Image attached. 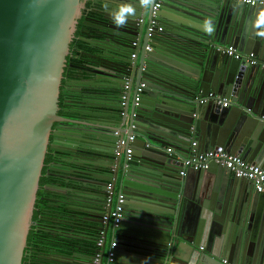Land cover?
Returning a JSON list of instances; mask_svg holds the SVG:
<instances>
[{
    "label": "water",
    "instance_id": "1",
    "mask_svg": "<svg viewBox=\"0 0 264 264\" xmlns=\"http://www.w3.org/2000/svg\"><path fill=\"white\" fill-rule=\"evenodd\" d=\"M92 1L94 16L83 24L94 36L81 40L93 50L83 52L79 68L89 94H70L69 115L61 116L60 85L84 0H0V264H22L54 123V130L81 127L67 130H74L73 148L59 159L75 167L51 165L58 183L48 185L76 205L50 200L85 214L91 235L107 211L106 185L112 181L123 195L114 251L126 259L107 264H264V195L214 161L179 174L195 139L200 151L238 153L264 170V70L221 50L234 43L264 59V7L159 0L162 30L148 36L155 0L146 8L128 0L136 13L122 27L109 12L124 0ZM125 78L131 93L122 105ZM208 92L226 98L227 107L200 102ZM128 135L133 139L119 145ZM70 256L73 264H92L90 256Z\"/></svg>",
    "mask_w": 264,
    "mask_h": 264
},
{
    "label": "built area",
    "instance_id": "2",
    "mask_svg": "<svg viewBox=\"0 0 264 264\" xmlns=\"http://www.w3.org/2000/svg\"><path fill=\"white\" fill-rule=\"evenodd\" d=\"M247 5H262L264 7V0H235ZM160 6V1L155 0L152 6L151 20L147 26V35H152L155 31H161L162 26L159 25L155 19V11ZM135 44V43H134ZM221 50L226 55L234 59H239L245 64L252 66H259L264 70V59L257 58L254 54L242 53L236 46L232 44L225 45L221 47ZM133 56V55H132ZM143 83H140L135 89L133 101L136 103L138 99V94L141 92ZM130 89L131 83L128 78H125V82L122 85L121 90V104L124 105L130 99ZM209 100H215L217 103H220L223 107L228 105L226 98H221L219 95L208 92L200 98V102H207ZM133 124L129 125V128L132 129ZM133 135H128L127 140L121 139L119 145H125L127 141L133 139ZM192 149L182 159V168L179 171V174L184 175L187 168L193 170L205 169L209 162L214 161L230 170V172L240 178L249 180L255 192L264 195V170L253 163H249L244 160L238 153H230L222 149H209L207 151H200L196 149V141L191 142ZM126 156L129 157L130 148L126 147ZM123 195L116 191L114 184L110 181L105 187V202L107 211L101 217V227L98 230L96 235L95 245L98 248L92 257V264H99L101 259V251L103 249V261L107 263L112 262L115 257V251L117 245L116 239V229L120 222L122 216V203ZM109 235L112 236L108 240ZM108 243V247H107ZM202 249V247H200ZM225 262V260H223Z\"/></svg>",
    "mask_w": 264,
    "mask_h": 264
},
{
    "label": "trees",
    "instance_id": "3",
    "mask_svg": "<svg viewBox=\"0 0 264 264\" xmlns=\"http://www.w3.org/2000/svg\"><path fill=\"white\" fill-rule=\"evenodd\" d=\"M90 2L91 0H88L86 6H89ZM79 25L81 26V19L78 20L77 26L79 27ZM78 36H80V33L77 28L69 44V54L72 60H76L80 50L84 49V46H87L86 43L82 42ZM58 104L59 106L62 105L60 100ZM58 114L60 113L58 112ZM52 160V153L48 150L45 154L43 166L41 168V175L38 180V189L36 192V199L31 216V225L28 231L24 252L27 254H37L35 259L37 264H40L41 262L39 261H42L38 260V257L47 258V256L53 252L65 256H70L72 253H79L84 256L93 257V255L98 252V248L95 245V237L77 241L76 239H67L64 233L54 235L50 232L53 231V225H55V223L49 220L50 218L58 216L63 218L66 214L70 213L69 210H64L61 206L54 207L49 205L44 198L47 196L44 192V186L46 183L50 182L47 174L49 170L48 166ZM27 258L28 257H23L22 261H25Z\"/></svg>",
    "mask_w": 264,
    "mask_h": 264
},
{
    "label": "crops",
    "instance_id": "4",
    "mask_svg": "<svg viewBox=\"0 0 264 264\" xmlns=\"http://www.w3.org/2000/svg\"><path fill=\"white\" fill-rule=\"evenodd\" d=\"M232 44H234V43H232ZM234 45H236V44H234ZM247 54H250V53H247ZM251 54H253V53L251 52ZM82 79H83V76H80L79 80L73 79V80L68 81L67 79H65L64 87H63L64 88L63 89L64 95H60V92H59V99H60L62 105L65 104L66 102H73L74 101L75 98L72 95H70L72 93L89 94L88 93L89 90L84 87L85 84L83 83L84 81ZM62 126H63V129L53 130V133L50 134L49 142H48V146H47V150H49L50 152L53 151L52 153L56 156L57 159H60V160H62L64 158L66 159L68 157L67 150L70 149V147H71L70 145L67 144V141H69L68 137L70 136V133L74 132V130H71V132H67V130H70V128H73L76 130V129L81 127V126L72 125L69 123H65ZM58 131L62 132V133H59ZM66 132L69 134H67ZM76 141H77V143L82 145L81 147L84 146V144H82V142L80 140L79 141L76 140ZM195 141H196L197 149L201 150V146H199L198 140L195 139ZM71 148H73V147H71ZM74 148H77V147H74ZM78 148H79V146H78ZM76 154L79 156L83 155L82 152H76ZM60 160H58V164L62 163V164H65L67 166L75 167V165H73L72 163H69V161L65 163V162H61ZM72 160H75V158H73ZM77 161L79 162V160H77ZM203 172H204L203 174L206 175L205 171H203ZM49 192H50V198H52V199H59V200L61 199V200H65V201L69 202V199L72 197V195L69 198L63 197L64 193H67V191H61L58 189L50 188ZM70 200H71L72 204L76 203L72 199H70ZM54 202H56V201L54 200ZM76 213H75V211L72 212V214L74 215L72 217V219H66V217L62 218L60 216L50 218L49 220H51V222L55 223V225H53V229H52L53 231H50V232L54 235H59V233H64L65 237L69 240L76 239V238L79 239L80 237H81V239H83L82 237H84V239L86 238V240H87L90 237H92V238L96 237L98 230L100 229V226H101L100 223L97 221V223L91 224L92 225L91 227H93V230L90 231L91 235H89L88 232L83 230V225H85V223L87 221L86 220L87 216L83 213H78V214H76ZM111 237L112 236L109 235L108 240H110ZM116 239H117V245H116V248H117L119 246V244H118L119 234L118 233H117ZM107 247H108V243H107ZM121 253L127 254V252H122V251H121ZM49 256H50V258L47 260L50 261L49 262L50 264H73V259L71 256H65V255H61L58 253H54V252L51 253ZM81 257H83V256H81ZM42 258H44V257H38V260H41ZM119 258L120 259H118L117 256H115L114 257L115 262L117 260L119 262H121V260L126 259V256L120 255ZM90 262L92 263V257L90 258ZM103 264H107V262L103 261ZM110 264H112V263H110Z\"/></svg>",
    "mask_w": 264,
    "mask_h": 264
},
{
    "label": "flooded vegetation",
    "instance_id": "5",
    "mask_svg": "<svg viewBox=\"0 0 264 264\" xmlns=\"http://www.w3.org/2000/svg\"><path fill=\"white\" fill-rule=\"evenodd\" d=\"M87 1L88 0H84V3H83L82 8H81L82 12H81V15L79 17V19H81V26L80 25H79V27L77 26V23H78V20H79L78 19L77 20V23L75 25V30L73 32V33H75L76 29L77 28L79 29L80 36H78V37H79L80 40H81V37L82 38L91 39L92 36H94V34L92 33V30H91V27H89L86 23L83 24V21H85V19H86L85 22L88 23L89 22L88 17L91 18L92 16H94L93 11L95 10V4L91 0L90 5L89 6H86ZM82 42H84V41H82ZM86 45L87 46H84V49H81L80 50L79 55L77 56L76 60H74V59L72 60V58H71V56L69 54L70 53V48H69V52H68V55L66 57V66L64 68L63 78H62L61 86H60V95H64V92H63V89L64 88L63 87H64V81H65V79H67L68 81H70V80H73V79H76V78L80 79V76H82V73L80 72V69L79 68H81L80 66L82 64H84L83 58L86 57V55L83 52H91L93 50L90 45H88L87 43H86ZM65 108H66V105L65 104L60 105V106L58 104V111L57 112L60 113L59 115H61V116H68L69 115V114H67L64 111ZM56 124L57 123H54L53 124V130L55 129ZM51 133H53V132H51ZM52 156H53V160L49 164V166H48L49 170L47 172V174L49 176L48 178L50 179V182L46 183L45 186H44V192L47 194V196H45L44 198L48 202L49 205L54 206V207H58V206H60L62 204L50 200L52 198H50V192H49L50 191V187H48V185H50V184L58 183V180L55 177H53V174H59V172L58 171H55V170H52L50 168V166L51 165H56V163H58V160L59 159H57L56 156L53 153H52ZM70 199H69V201H71ZM72 205H76V203H74ZM72 212L73 211H70V213L68 214L69 215V218L66 217V219H72V217L74 216L72 214ZM76 214H78V213H76ZM36 256H37V254H35V253L27 254V253L24 252L23 253V257L24 258L25 257H28V258L25 261H21V263L22 264H37V261H35ZM44 256H46V255H44ZM23 257H22V259H23ZM49 258H50V256H47V258L41 259L42 261H39V262H41L40 264H50L49 263L50 261L47 260Z\"/></svg>",
    "mask_w": 264,
    "mask_h": 264
},
{
    "label": "clouds",
    "instance_id": "6",
    "mask_svg": "<svg viewBox=\"0 0 264 264\" xmlns=\"http://www.w3.org/2000/svg\"><path fill=\"white\" fill-rule=\"evenodd\" d=\"M151 0H139V3L143 7H148ZM136 8L128 2V0H124V3L118 5L114 10L109 12V16L112 20V23L117 27H122L127 22L130 16L135 15ZM206 31H211V25L207 24Z\"/></svg>",
    "mask_w": 264,
    "mask_h": 264
},
{
    "label": "rangeland",
    "instance_id": "7",
    "mask_svg": "<svg viewBox=\"0 0 264 264\" xmlns=\"http://www.w3.org/2000/svg\"><path fill=\"white\" fill-rule=\"evenodd\" d=\"M81 8H82V7H81ZM81 8H80V12H82ZM73 34H74V33H73ZM24 251H25V248L23 249V253H24Z\"/></svg>",
    "mask_w": 264,
    "mask_h": 264
}]
</instances>
